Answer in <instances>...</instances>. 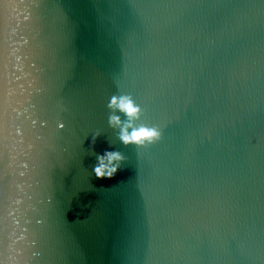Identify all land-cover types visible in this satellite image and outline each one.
<instances>
[{"label":"water","instance_id":"water-1","mask_svg":"<svg viewBox=\"0 0 264 264\" xmlns=\"http://www.w3.org/2000/svg\"><path fill=\"white\" fill-rule=\"evenodd\" d=\"M0 264H264V0H0Z\"/></svg>","mask_w":264,"mask_h":264},{"label":"clouds","instance_id":"clouds-1","mask_svg":"<svg viewBox=\"0 0 264 264\" xmlns=\"http://www.w3.org/2000/svg\"><path fill=\"white\" fill-rule=\"evenodd\" d=\"M110 110L108 115V126L116 131V136L125 146L136 145L137 147H148L162 137L159 125L149 126L144 123L137 125L142 115V108L138 105L130 94L112 95L107 103ZM122 113L121 115L117 113ZM63 127V125H60ZM97 132L92 137V144L95 145ZM97 163L93 166V173L97 179L113 178L118 170H122L123 162L127 159L119 150L105 149L102 154L96 153L93 149Z\"/></svg>","mask_w":264,"mask_h":264}]
</instances>
